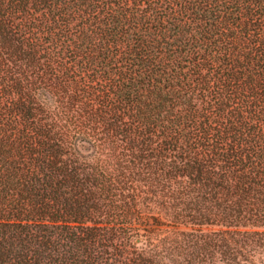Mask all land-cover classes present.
I'll return each instance as SVG.
<instances>
[{"label":"trees","instance_id":"1","mask_svg":"<svg viewBox=\"0 0 264 264\" xmlns=\"http://www.w3.org/2000/svg\"><path fill=\"white\" fill-rule=\"evenodd\" d=\"M0 264H264V0H0Z\"/></svg>","mask_w":264,"mask_h":264}]
</instances>
